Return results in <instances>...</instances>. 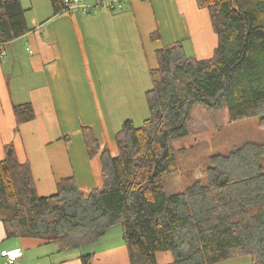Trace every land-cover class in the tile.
<instances>
[{
	"label": "trees",
	"instance_id": "16d2710c",
	"mask_svg": "<svg viewBox=\"0 0 264 264\" xmlns=\"http://www.w3.org/2000/svg\"><path fill=\"white\" fill-rule=\"evenodd\" d=\"M198 1L218 35L214 55L197 59L182 42L156 51L158 67L146 93L150 116L138 126L125 120L116 133L117 155L82 126L89 155L101 157V187L84 194L71 176L58 182L56 193L40 196L28 162L13 151L0 160V220L7 236L70 250L97 242L120 222L132 264H217L241 256L264 264L261 147L213 156L206 179L182 192L168 195L164 187V178L178 169L174 141L189 134L195 105L227 106L233 121L264 118V0ZM51 2L55 14L65 11L64 0ZM25 13L21 0H0V45L29 30ZM14 109L18 123L35 117L30 103ZM158 253L171 259L160 263ZM91 258L83 256V263Z\"/></svg>",
	"mask_w": 264,
	"mask_h": 264
},
{
	"label": "crops",
	"instance_id": "0c3cea01",
	"mask_svg": "<svg viewBox=\"0 0 264 264\" xmlns=\"http://www.w3.org/2000/svg\"><path fill=\"white\" fill-rule=\"evenodd\" d=\"M87 1L113 6L55 14L51 0H21L29 30L0 45V160L10 148L28 162L40 196L71 176L84 194L102 186L101 157L89 155L82 126L118 154L116 133L125 120L138 126L150 116L146 93L158 49L182 42L188 55L207 59L219 42L198 0ZM24 103L35 117L18 123L14 106ZM118 224L95 243L60 250L53 241L9 237L0 220V264L12 251L21 252L16 264H84L85 255L90 264H132Z\"/></svg>",
	"mask_w": 264,
	"mask_h": 264
},
{
	"label": "rangeland",
	"instance_id": "374dc122",
	"mask_svg": "<svg viewBox=\"0 0 264 264\" xmlns=\"http://www.w3.org/2000/svg\"><path fill=\"white\" fill-rule=\"evenodd\" d=\"M81 2L88 3L87 0ZM29 12V15L35 13L36 19L41 17L40 11ZM188 128L189 134L186 137L174 141L178 169L164 178L168 195L184 191L194 181L205 180L213 156L229 154L247 145L255 144L261 147L263 154L260 162L264 169V118L255 116L233 121L227 106L209 109L197 104L193 108ZM118 223L120 225V222ZM170 259L169 253H158V262L164 263ZM246 261H249L248 256L220 263L245 264Z\"/></svg>",
	"mask_w": 264,
	"mask_h": 264
},
{
	"label": "built area",
	"instance_id": "2783aa9c",
	"mask_svg": "<svg viewBox=\"0 0 264 264\" xmlns=\"http://www.w3.org/2000/svg\"><path fill=\"white\" fill-rule=\"evenodd\" d=\"M66 4V9L68 11L74 9H81L86 13H91L95 8L100 6L112 7L113 2H100L98 4H90V3H83L81 0H64ZM119 8H122V4H119ZM21 255L20 251H12L8 254L7 263L6 264H16L17 258Z\"/></svg>",
	"mask_w": 264,
	"mask_h": 264
},
{
	"label": "water",
	"instance_id": "95a60500",
	"mask_svg": "<svg viewBox=\"0 0 264 264\" xmlns=\"http://www.w3.org/2000/svg\"><path fill=\"white\" fill-rule=\"evenodd\" d=\"M12 153V149H9L8 150V154L10 155Z\"/></svg>",
	"mask_w": 264,
	"mask_h": 264
},
{
	"label": "bare ground",
	"instance_id": "6f19581e",
	"mask_svg": "<svg viewBox=\"0 0 264 264\" xmlns=\"http://www.w3.org/2000/svg\"><path fill=\"white\" fill-rule=\"evenodd\" d=\"M65 11H68V10H65Z\"/></svg>",
	"mask_w": 264,
	"mask_h": 264
}]
</instances>
